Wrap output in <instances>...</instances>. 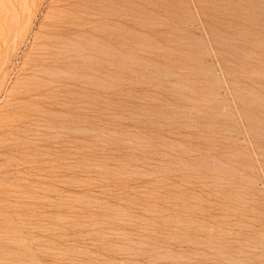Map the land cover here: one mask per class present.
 Returning <instances> with one entry per match:
<instances>
[{"label":"rangeland","instance_id":"obj_1","mask_svg":"<svg viewBox=\"0 0 264 264\" xmlns=\"http://www.w3.org/2000/svg\"><path fill=\"white\" fill-rule=\"evenodd\" d=\"M0 264H264V0H0Z\"/></svg>","mask_w":264,"mask_h":264}]
</instances>
